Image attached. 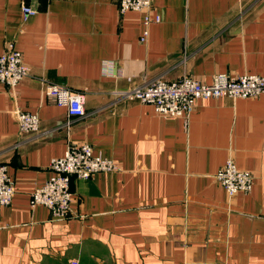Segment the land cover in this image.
<instances>
[{"label":"crops","instance_id":"0c3cea01","mask_svg":"<svg viewBox=\"0 0 264 264\" xmlns=\"http://www.w3.org/2000/svg\"><path fill=\"white\" fill-rule=\"evenodd\" d=\"M119 1L0 0V54L13 44L28 68L0 85V164L15 183L0 264H264V95L198 99L179 117L123 96L158 78L264 75V0H153L143 43L144 13ZM48 83L72 91L68 108ZM18 109L38 132L19 131ZM80 143L115 170L72 177L66 218L31 207L51 159ZM227 159L252 174L249 192L216 180Z\"/></svg>","mask_w":264,"mask_h":264},{"label":"built area","instance_id":"2783aa9c","mask_svg":"<svg viewBox=\"0 0 264 264\" xmlns=\"http://www.w3.org/2000/svg\"><path fill=\"white\" fill-rule=\"evenodd\" d=\"M152 3L153 0L119 1L120 13L128 10L144 13L145 29L139 38L142 43L148 38V26L159 21V17L150 12ZM33 12L30 6H22L24 19ZM27 74L28 68L21 53L13 44L8 43L0 54V85L13 89ZM45 93L58 106L68 108L71 104L72 91L63 85L48 83L45 85ZM260 95H264V75L232 76L228 73L214 74L210 83L200 82L189 75H182L172 81L158 78L123 92V96L151 104L156 112L165 117L187 116L198 99H237ZM15 118L20 132H38L37 114L18 109L15 111ZM115 168L112 160L95 155L89 144H69L63 156L51 159L49 169L52 174L30 194V206L43 205L52 218H66L74 198L70 189L71 178L88 179L97 172L113 171ZM215 178L230 196L240 191L249 192L252 188V174L247 170L238 169L232 159H227L217 170ZM14 193L15 183L7 175L6 166L0 164V206L9 205ZM173 264L187 263L179 261Z\"/></svg>","mask_w":264,"mask_h":264}]
</instances>
